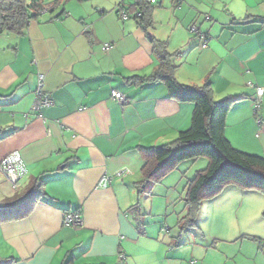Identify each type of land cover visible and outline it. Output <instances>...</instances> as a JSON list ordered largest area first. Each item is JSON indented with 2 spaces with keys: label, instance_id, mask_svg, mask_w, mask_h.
<instances>
[{
  "label": "crops",
  "instance_id": "1",
  "mask_svg": "<svg viewBox=\"0 0 264 264\" xmlns=\"http://www.w3.org/2000/svg\"><path fill=\"white\" fill-rule=\"evenodd\" d=\"M135 1L61 0L30 19L21 34L1 30L0 160L17 150L26 171L18 189L0 173V203L35 181L46 195L25 218L0 220V264H190L196 258L194 264H208L211 249L198 239L178 240L188 172H171L153 186L163 190L160 201L152 191L138 193L139 147L175 139L189 128L193 109L171 98L161 81L140 79L158 64L148 37L177 52L179 83L208 81L214 100H231L226 138L264 157V0H148L152 24L146 30L133 17ZM123 8L130 11L125 19L118 16ZM192 26L205 35L206 47ZM40 73L52 104L36 115L31 106ZM248 82L263 88L257 114ZM113 89L128 104L112 99ZM103 176L109 177L104 186L98 184ZM240 190L228 185L202 201L196 225L250 193ZM174 197L183 203L180 212H169ZM75 210L81 226L63 225V214Z\"/></svg>",
  "mask_w": 264,
  "mask_h": 264
},
{
  "label": "trees",
  "instance_id": "2",
  "mask_svg": "<svg viewBox=\"0 0 264 264\" xmlns=\"http://www.w3.org/2000/svg\"><path fill=\"white\" fill-rule=\"evenodd\" d=\"M61 0L45 3L43 0H0V29L21 34L28 21L44 8L53 9ZM127 14L128 9L123 8ZM152 6L148 0H136L132 5L134 19L146 30L151 26ZM264 25V20L259 21ZM152 51L158 59L154 71L144 80L161 81L171 98L193 104L190 126L180 131L175 139L161 145L139 147L143 161L138 181V193L148 192L183 161L207 159L204 168L188 180L183 196L186 213L178 221L180 231L196 226L195 216L199 205L206 199L221 193L228 185L241 189L258 190L264 195V157L249 154L234 148L224 134L225 118L231 100H214L211 84L189 86L179 83L174 77V58L177 52L168 51L165 43L148 37ZM46 193L41 181L0 203V220H17L28 216L34 204L44 199ZM264 221V209L261 212ZM262 248L264 237L250 236Z\"/></svg>",
  "mask_w": 264,
  "mask_h": 264
},
{
  "label": "rangeland",
  "instance_id": "3",
  "mask_svg": "<svg viewBox=\"0 0 264 264\" xmlns=\"http://www.w3.org/2000/svg\"><path fill=\"white\" fill-rule=\"evenodd\" d=\"M189 163H191L190 160L179 163V165L175 168H178V170L174 169L172 172L185 170L186 172H188L186 173L185 178L191 179L197 170L202 169L206 166L207 159L205 157L198 158L195 161L196 164H194V167H192L191 169H188V167H186L187 165H189ZM183 182H185V180H183ZM183 182H176L178 183V185H176V192H178V194L183 193ZM156 189L157 188H155L154 190L153 187L151 190L153 195L156 194V196H154L155 202L162 200L161 196H163L164 194L162 193V189L160 190V193L156 192ZM240 191L241 193H250L248 195L242 194L244 196H240L237 204H233L234 207L231 209L233 213L231 215V210L227 209L226 213L220 216L217 215L218 217L216 216L215 219L213 218V215L209 216V220L200 218L197 223L198 226L196 225L191 230H178V234L180 235V237H178V240H181V243L182 241H187V244L189 242L193 243V239H198L199 242H202L207 246V249L212 250L207 256L208 259L206 260V262L208 264H264V251L257 246L258 243L253 240L247 239V237H244V239L242 240L241 236L243 235H240L244 234V232H254V234H258V236H264V221L261 217V212L264 209V195L258 190L241 189ZM177 200L178 198L174 197L169 212H171L172 209L175 212H180L179 209L183 207V203L180 200ZM135 201H137V197ZM216 205L219 208V203ZM203 212H207V210L204 209ZM223 212L224 211H222L221 213ZM197 219L198 216L196 215L195 221ZM209 233L213 235L210 237L208 236ZM235 236L240 237L234 239L236 238ZM188 238L191 240H188ZM256 250L259 251V254H257ZM193 260L197 261L198 258Z\"/></svg>",
  "mask_w": 264,
  "mask_h": 264
},
{
  "label": "built area",
  "instance_id": "4",
  "mask_svg": "<svg viewBox=\"0 0 264 264\" xmlns=\"http://www.w3.org/2000/svg\"><path fill=\"white\" fill-rule=\"evenodd\" d=\"M176 2H180L181 0H175ZM49 9L44 8L40 13L47 12ZM118 16L121 19H125L128 17L127 12L124 9H120L118 11ZM191 31L198 34L202 40L201 47L207 46V38L204 34L199 33L197 27L192 26ZM1 32V29H0ZM110 47L109 43H104L102 45L103 50H107ZM44 75L42 73L38 74L37 77V85L34 90V100L31 106V111L34 112L36 115H39V112L42 108L48 107L52 104V99L48 95V93L44 90ZM248 86L255 89L256 99L253 104L254 113L257 114L260 108V97L263 94V88L257 87L256 85L252 84L251 82L247 83ZM111 97L115 101H117L120 105H126L129 102L121 92L118 90L113 89L111 91ZM25 167L21 158L20 153L15 150L7 154L0 160V173H2L12 184L14 189H18L20 187V180L25 174ZM124 171H117L115 173L116 176H121ZM109 181V177L103 176L100 181L98 182L99 185L104 186ZM82 224L80 210L75 211H67L63 214V225L69 227H79ZM262 248L264 251V241L262 242ZM119 258L122 262L125 260V256L120 253ZM195 260H191L190 264H194Z\"/></svg>",
  "mask_w": 264,
  "mask_h": 264
}]
</instances>
